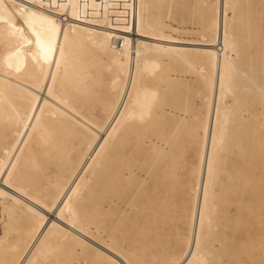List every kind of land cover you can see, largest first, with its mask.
Here are the masks:
<instances>
[{
  "label": "bare ground",
  "instance_id": "obj_1",
  "mask_svg": "<svg viewBox=\"0 0 264 264\" xmlns=\"http://www.w3.org/2000/svg\"><path fill=\"white\" fill-rule=\"evenodd\" d=\"M238 1H217L212 24L208 0H173L175 12L171 0H0L13 12L1 24L30 10L44 22L29 43L6 39L0 27V264H264L259 177L247 175V202L232 201L221 229L208 201L216 134L224 147L252 132V151L264 153V68L240 57L247 37ZM153 51L156 62L146 57ZM242 74L255 90V124L247 125ZM192 86L204 110L187 170L182 142L199 128L180 132L179 108ZM238 174L233 165L220 186L230 199ZM136 232L141 246L129 240L126 249ZM47 242L60 245L56 253Z\"/></svg>",
  "mask_w": 264,
  "mask_h": 264
},
{
  "label": "rangeland",
  "instance_id": "obj_2",
  "mask_svg": "<svg viewBox=\"0 0 264 264\" xmlns=\"http://www.w3.org/2000/svg\"><path fill=\"white\" fill-rule=\"evenodd\" d=\"M173 0H171L169 7L171 8V12H175V10H178L180 8H176L174 2H172ZM188 5H193L195 2V0H185ZM200 1V0H199ZM198 0H196L197 3H199ZM210 1V3H208L209 7L211 8V12H212V16L210 18V21L212 24H215L216 19H215V14L217 12V7L219 6V2L217 3L216 0H208V2ZM222 1V0H221ZM260 1V0H259ZM214 2V4H213ZM248 2V3H247ZM172 4H174L173 6H171ZM257 7H255L256 5ZM238 5L239 7V11H238ZM262 5V6H260ZM175 8V10L173 11V9ZM262 7V9H260ZM244 8V10H243ZM249 8V10H248ZM254 8V9H253ZM256 8V9H255ZM240 10H242V13L240 12ZM254 10V12H253ZM260 10V12H258ZM27 11V10H25ZM31 11V12H30ZM28 12V14H23L21 15L20 13L23 11H17L18 16L14 15V21L13 22H6L8 19V15L13 14V12H10L9 10H0V19L2 18L4 21V24L0 23V27H2V30L5 31V38L9 39L12 42H27L29 43L30 41L35 40V38L42 33L43 31V26H44V22L42 21V19L40 18V16H38L35 13H32L33 10H30ZM183 11V10H182ZM239 12V13H238ZM245 12V14H244ZM257 12V15L255 14ZM176 13L178 14V11H176ZM235 13L242 15L241 20L245 21V24L242 22L241 20L238 18H235V22L237 25L240 24H244L250 27V29H246V26L244 27V25L241 28V25L239 26L243 33L244 36H246L245 38V45H246V49L244 51H242L240 53V57L242 58V60H245V57H247V59L245 60L246 64L248 65L247 68H251V63L254 66H258L260 65V67L263 69L264 68V0H261L259 3L258 1L255 0H239L237 3V9H235ZM249 13V14H248ZM253 13V14H252ZM180 14V13H179ZM252 14V15H250ZM259 14V16H258ZM246 15V17H245ZM250 15V16H248ZM256 15V16H255ZM181 16V15H180ZM253 17V19H252ZM213 18V19H212ZM251 18V20H253V23H255L254 25L251 24V20L248 19ZM26 19H30L29 21H26ZM246 19V20H245ZM256 19V20H255ZM240 20V21H239ZM250 22L248 23L247 21ZM259 21V22H258ZM240 23V24H239ZM259 23V29H256V24ZM251 25V26H250ZM248 27V28H249ZM250 30V31H249ZM259 32H256V31ZM248 31V32H247ZM244 32H247L244 34ZM255 32V33H251ZM257 33V34H256ZM251 34V35H250ZM86 45V46H85ZM26 47V45L24 46ZM27 50V49H26ZM25 50V51H26ZM24 52V51H23ZM93 50L90 48V45L84 44L83 50L81 52V56H83L85 59L89 58V54H92ZM25 53V52H24ZM33 53L32 51L27 50V53L25 54H29L31 55ZM157 54H155V51H153L152 53L148 54L146 57H148L147 59H149L150 61L153 59L158 61L159 57H156ZM256 57H258V59H255ZM82 58V57H81ZM152 58V59H151ZM254 58V59H252ZM252 59V60H251ZM22 61H23V57L21 59V66H22ZM251 61V63H250ZM155 62H151L152 65L153 63L155 64ZM263 63V64H262ZM66 63H62L61 64V68L65 65ZM138 64V63H137ZM250 64V65H249ZM258 64V65H256ZM156 65V64H155ZM196 66H200V64L196 63ZM263 65V66H262ZM153 73H152V77H149L148 80V84L152 87H156L157 86V73L158 72L157 68H153ZM156 70V71H155ZM19 74L21 73L20 70L18 71ZM17 72V73H18ZM195 75V76H194ZM197 74L196 72L193 73V79H190V82H192L193 84V80L195 81V79L197 78ZM237 83L240 84H247V88L248 90L245 91V95L248 96V107H247V112H249L250 115V120L253 122H249L247 125L249 124H255L256 120V99H255V90L251 87H249V83L248 80H246L244 74L239 75L238 78H236ZM245 81V82H244ZM251 90H250V89ZM200 89V86H192L190 88H188L187 90L182 92V97L184 98V101L182 100L180 103V108L179 110L181 112L184 111V113L186 114V118L185 121H183L184 123H178L179 127H180V132H182V130H185L184 128L186 127H190V126H196L197 128H199V131L195 134H192L187 137H189V140L187 142H182L184 145V155L186 152V161L185 163L182 165L183 169L186 168L187 170L190 168H195L196 165V161H197V156L195 153V145L193 146V142L195 141L196 138H198L197 136H199L200 132H201V123H202V110L203 107H197V103L194 101L195 98V93ZM196 105V106H195ZM246 108V107H245ZM253 109V111H252ZM198 115V116H197ZM158 121H160V119H158ZM166 123V122H165ZM163 123H160V127H163L162 125ZM162 125V126H161ZM215 129H219V125H216ZM250 131V128L248 130V132ZM252 133V132H251ZM250 134H246L241 133V132H236V136L237 139H234V135H232V137L230 139L226 140V143L224 145V147H222L223 145L221 144V141H223V137L221 138V136H223L222 132L216 134V140L214 137V141H215V145L212 146L211 149V156H212V160H211V164H210V172H209V177H208V183H207V187H208V203L211 204V209L213 210L214 216H215V222L216 224H221V225H217L219 229H221L223 223L227 222L228 215H230L229 213V209L231 207H233V203L232 201L235 200L236 202L241 201L243 204H245L247 202V195H246V181H247V175L251 176L253 175V177H255L257 179L258 178V185L260 186L261 183H264V178H260V174H263L264 171V153L261 152H254L252 151V146H253V141L254 138L251 136ZM196 136V138H195ZM200 137V136H199ZM146 138V136H145ZM198 140V139H197ZM190 141V144H187ZM141 144H143V140L141 142ZM168 145L170 146L169 148L171 149L173 147V143L169 142ZM240 149V150H239ZM245 149V150H244ZM252 151V152H251ZM250 153H253V162L250 163V158L252 157V155ZM231 159V160H229ZM232 163V165H231ZM235 163V164H234ZM237 164V166H236ZM234 165V169H236V171L239 172L238 174V185L239 187L236 189L237 190V194H234V197H232L230 199V189L226 187L225 189V193L223 194V192L220 190V186H222L224 183H226V185L228 186L229 182H230V177L228 175V169L230 170V167H233ZM262 165V166H261ZM177 168V167H176ZM177 171V172H176ZM175 173L178 175L177 178L180 176H182V174H185V172L176 169ZM179 173H181L179 175ZM246 175V176H245ZM221 177V182L219 181V178ZM241 179V180H240ZM255 180V182H257ZM191 195V192L189 193ZM210 195V196H209ZM185 197V192L175 195L173 197V201L174 203H178V201H180V199L182 200ZM228 205V206H227ZM211 210V211H212ZM231 210V209H230ZM259 215L262 217V220L264 221V198L263 201L259 202ZM130 220H134L133 217ZM174 218L173 216H169L167 218V222L168 224H171L173 222ZM127 244H124V247L127 249L128 247V242L130 243V241H136V246H141L139 244L140 243V234L138 232L136 233H130L127 237ZM130 240V241H129ZM43 246V245H42ZM46 246V247H45ZM133 246V245H132ZM45 247V248H44ZM43 249L47 251L51 250L53 253L57 252V248L60 247V245L56 242H47L44 245ZM54 250V251H53ZM125 250V249H123ZM126 251V250H125Z\"/></svg>",
  "mask_w": 264,
  "mask_h": 264
},
{
  "label": "crops",
  "instance_id": "obj_3",
  "mask_svg": "<svg viewBox=\"0 0 264 264\" xmlns=\"http://www.w3.org/2000/svg\"><path fill=\"white\" fill-rule=\"evenodd\" d=\"M221 180H222V179H221V177H220V178H219V181L221 182Z\"/></svg>",
  "mask_w": 264,
  "mask_h": 264
}]
</instances>
